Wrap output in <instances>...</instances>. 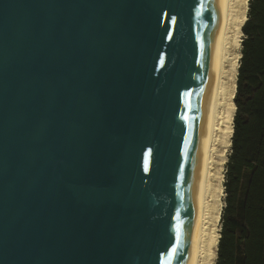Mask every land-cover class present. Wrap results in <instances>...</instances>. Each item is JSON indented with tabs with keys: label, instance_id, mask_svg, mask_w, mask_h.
<instances>
[{
	"label": "water",
	"instance_id": "95a60500",
	"mask_svg": "<svg viewBox=\"0 0 264 264\" xmlns=\"http://www.w3.org/2000/svg\"><path fill=\"white\" fill-rule=\"evenodd\" d=\"M221 18L0 0V264H193Z\"/></svg>",
	"mask_w": 264,
	"mask_h": 264
},
{
	"label": "trees",
	"instance_id": "16d2710c",
	"mask_svg": "<svg viewBox=\"0 0 264 264\" xmlns=\"http://www.w3.org/2000/svg\"><path fill=\"white\" fill-rule=\"evenodd\" d=\"M216 264H264V0H249Z\"/></svg>",
	"mask_w": 264,
	"mask_h": 264
},
{
	"label": "bare ground",
	"instance_id": "6f19581e",
	"mask_svg": "<svg viewBox=\"0 0 264 264\" xmlns=\"http://www.w3.org/2000/svg\"><path fill=\"white\" fill-rule=\"evenodd\" d=\"M243 1H247V0H222V18H221V24L219 30V53L216 63L214 97H213V103L210 113L206 143L202 158V205L198 213V219H197V225H196V231H195V237L193 243V264H203V259H204L203 257L205 256V255L203 256V254L205 253L204 249H206L207 247L206 245V247L204 248L206 234H207L206 224L209 220V216L211 214V209L213 206L212 202L214 201L215 198V192L213 187L214 184H212V181L214 180V178H217L214 173L216 169L215 168L216 161L214 160L216 155V143H218L217 142L218 137L222 131L220 127V122L222 120L221 109L225 105L229 108V110H231V115L229 116L227 115L228 118L230 119H232L236 111L233 103L236 84L235 82L230 81L229 82L230 84L227 87L225 81V74H226V62L229 56L232 55L231 52L235 46L234 37L236 36L233 37V32L240 30V28L242 27L245 21L244 18H243L244 20L238 18L239 13H241L239 11H241V7L243 6ZM226 128H228L227 125ZM229 128H230L229 132L231 136L232 127Z\"/></svg>",
	"mask_w": 264,
	"mask_h": 264
},
{
	"label": "rangeland",
	"instance_id": "374dc122",
	"mask_svg": "<svg viewBox=\"0 0 264 264\" xmlns=\"http://www.w3.org/2000/svg\"><path fill=\"white\" fill-rule=\"evenodd\" d=\"M248 4H249V0L243 1V6L241 7V11H239L241 13H239L238 18H241V19L244 18L246 20V18L248 16ZM237 13H236V15H237ZM234 36H236V37H234ZM233 37H234V43H235L234 45L235 46L231 52L232 55L229 56V58L226 62L225 81H226L227 87L230 84L229 83L230 81L235 82V84H236V76L238 75L237 69L239 68L238 66L240 64L239 62H240V57H241L242 41L245 38L244 34L241 31V28H240V30L233 32ZM221 114H222V120L220 122V127H221L222 131L219 134L218 141H217L218 143H216V155H215V160H214V161H216V163H215L216 169H215L214 173H215L217 178H214V180L212 181V184H214L213 187H214V192H215V198H214V201L212 202L213 206L211 209V214H210L209 220L206 224V230H207L206 232L210 236L207 235L205 232L206 240H205L204 248L206 247V245H207V247H206V249H204L205 253L203 254V256L205 255L206 257L205 256L203 257L204 258L203 264H206V263L207 264H216V259H217V248L216 247L218 244V239H219V235H220V231H221L222 212H223V209L225 207V197H226L225 187H224L225 180H226L225 179V173H226V165L228 162V158H229V155L231 153V143L230 142H231V138H232L231 137L232 133L230 136V132H229L230 128L229 127H232L233 117H232V119L228 118V116L231 115V110H229V108L225 105L221 109ZM226 125L228 128H226ZM223 126L225 127V129ZM226 131H228V132H226ZM219 146H221V147H219ZM207 240H208V242H207Z\"/></svg>",
	"mask_w": 264,
	"mask_h": 264
}]
</instances>
